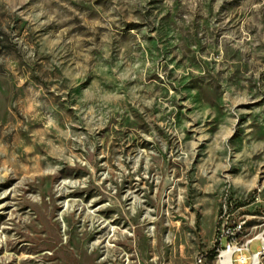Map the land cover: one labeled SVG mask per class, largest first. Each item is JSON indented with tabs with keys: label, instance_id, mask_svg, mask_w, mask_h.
Wrapping results in <instances>:
<instances>
[{
	"label": "rangeland",
	"instance_id": "rangeland-1",
	"mask_svg": "<svg viewBox=\"0 0 264 264\" xmlns=\"http://www.w3.org/2000/svg\"><path fill=\"white\" fill-rule=\"evenodd\" d=\"M233 220L264 233V0H0V264H215Z\"/></svg>",
	"mask_w": 264,
	"mask_h": 264
},
{
	"label": "built area",
	"instance_id": "built-area-1",
	"mask_svg": "<svg viewBox=\"0 0 264 264\" xmlns=\"http://www.w3.org/2000/svg\"><path fill=\"white\" fill-rule=\"evenodd\" d=\"M242 221L233 220L224 222L216 228L213 239L214 262L215 264H260L264 254V233L256 239L241 241L243 234ZM225 239V245L222 241ZM254 240L260 245L254 252L250 251V245ZM207 254L201 255L200 264H205Z\"/></svg>",
	"mask_w": 264,
	"mask_h": 264
},
{
	"label": "bare ground",
	"instance_id": "bare-ground-1",
	"mask_svg": "<svg viewBox=\"0 0 264 264\" xmlns=\"http://www.w3.org/2000/svg\"><path fill=\"white\" fill-rule=\"evenodd\" d=\"M200 257H201V255L196 259L197 264H200Z\"/></svg>",
	"mask_w": 264,
	"mask_h": 264
}]
</instances>
